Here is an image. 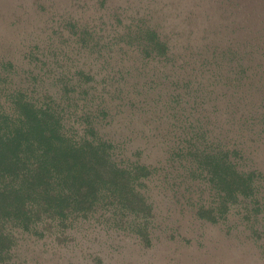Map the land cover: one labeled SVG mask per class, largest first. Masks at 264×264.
Returning <instances> with one entry per match:
<instances>
[{"label":"trees","instance_id":"16d2710c","mask_svg":"<svg viewBox=\"0 0 264 264\" xmlns=\"http://www.w3.org/2000/svg\"><path fill=\"white\" fill-rule=\"evenodd\" d=\"M107 2L0 9V264H64L95 226L264 264V0H216L200 43Z\"/></svg>","mask_w":264,"mask_h":264},{"label":"rangeland","instance_id":"374dc122","mask_svg":"<svg viewBox=\"0 0 264 264\" xmlns=\"http://www.w3.org/2000/svg\"><path fill=\"white\" fill-rule=\"evenodd\" d=\"M37 0H0V9L7 13L12 6L24 4V10L34 15L33 4ZM47 1V0H43ZM55 2V9L59 15L68 14L86 16L94 15L98 10L97 0H48ZM216 0H108L101 12L117 11L124 16H135L144 12H156L158 15L168 18L171 27L178 33L187 31L189 17H197L198 22L193 23L198 42L204 36V29L208 22L206 14L214 13ZM217 4V3H216ZM97 5V6H95ZM33 10V12H32ZM147 10V11H146ZM173 24V25H172ZM176 32V33H177ZM157 191V190H156ZM166 206H164L165 209ZM79 227V225H77ZM96 226L87 232V236L76 234L74 239H67L58 250L57 258L64 264L68 260L72 264H178L179 258L172 248L171 253L164 254L168 248L165 241H156L150 248H141L136 245L132 236H126L123 232H111L110 234L99 232ZM85 230V229H83ZM99 232V233H98ZM100 258V259H99ZM220 260V259H217Z\"/></svg>","mask_w":264,"mask_h":264}]
</instances>
